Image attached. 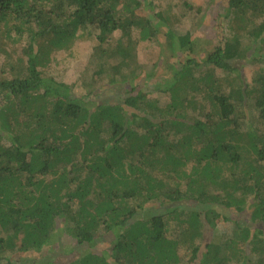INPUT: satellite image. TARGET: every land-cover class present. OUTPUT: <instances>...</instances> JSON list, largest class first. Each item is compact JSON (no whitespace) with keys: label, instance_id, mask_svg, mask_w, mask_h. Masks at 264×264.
I'll return each instance as SVG.
<instances>
[{"label":"trees","instance_id":"obj_1","mask_svg":"<svg viewBox=\"0 0 264 264\" xmlns=\"http://www.w3.org/2000/svg\"><path fill=\"white\" fill-rule=\"evenodd\" d=\"M154 1L0 0V264H264V0H228L199 56ZM87 36L75 96L46 70Z\"/></svg>","mask_w":264,"mask_h":264},{"label":"rangeland","instance_id":"obj_2","mask_svg":"<svg viewBox=\"0 0 264 264\" xmlns=\"http://www.w3.org/2000/svg\"><path fill=\"white\" fill-rule=\"evenodd\" d=\"M227 1L228 0H155L153 4L154 6L150 7V11L154 13L158 12V9L163 10L166 7H170V9L172 8L171 16L174 17V19L172 24H169L170 28H172V36H183L188 33L192 42V54L199 56L197 50L199 51L202 49V51L206 50L207 52L213 50L216 44L219 43H217L216 40L217 36L220 39L228 36L229 29L227 28V25H225V22H223L224 25H220V22H218L219 16H222ZM157 4H159V8H156ZM157 22L159 21H155V23ZM257 22L259 23V21ZM216 30L218 32L217 34ZM117 37H119L118 32L112 36L113 39ZM241 43L245 49L249 50L250 47L256 43V40L250 38L248 40L247 36L243 35L241 37ZM96 46L97 42L94 37L88 38L87 36L79 38L69 52L60 51L52 55L53 57L50 60V67L46 70V75L48 77H53L57 81L70 85L75 96L87 95L94 84L93 75L95 74V66L91 64L90 57L93 48ZM165 48H167V45L162 46L155 39L144 41L139 44L138 51L141 53L140 56L144 62L152 60L149 53L156 52L157 54L156 65L154 66L153 63L148 62L143 69V74H146L145 76H147L145 81H147L149 76L154 74V72L155 76L159 74V69L161 70L162 68V62L165 55L170 51L168 48V50H165ZM171 51L177 52V47H172ZM99 55L100 54L97 52L96 56L98 57ZM161 55L163 60L160 59ZM98 62L103 63L104 61L99 57ZM2 65L3 59H0V70ZM240 71L245 72L246 70L241 69ZM245 73L249 76L247 79L249 84L251 81L250 78L254 76V73L251 71ZM151 83L153 84V81ZM151 96L158 97V93L152 94ZM232 230V225L229 223L228 225L218 224V226L216 225L215 229L212 230L211 234H208L211 236H206V238H210L215 244L221 243L222 239L225 240L231 236ZM58 236L64 239L67 235H65L64 232H59ZM59 244L67 246V249H71L72 246L68 239L66 241L61 240ZM245 253H248V247L246 248ZM202 254V252H199V260L202 258ZM241 256L244 258L243 254ZM249 256L253 260L254 256ZM249 256L248 261L250 260ZM184 259L189 260V257ZM208 261H210V259L206 258L205 262L207 263ZM228 264L240 263L239 261H236V259H231ZM248 264L251 263L248 262Z\"/></svg>","mask_w":264,"mask_h":264}]
</instances>
